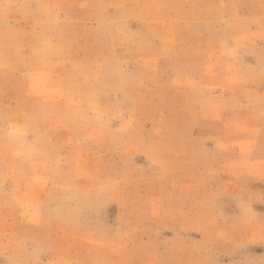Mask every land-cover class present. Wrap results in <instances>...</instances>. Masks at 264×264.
<instances>
[{"label":"rangeland","instance_id":"1","mask_svg":"<svg viewBox=\"0 0 264 264\" xmlns=\"http://www.w3.org/2000/svg\"><path fill=\"white\" fill-rule=\"evenodd\" d=\"M0 264H264V0H0Z\"/></svg>","mask_w":264,"mask_h":264}]
</instances>
